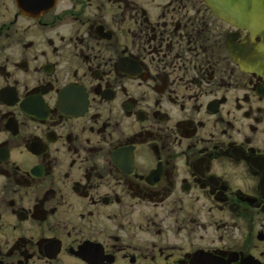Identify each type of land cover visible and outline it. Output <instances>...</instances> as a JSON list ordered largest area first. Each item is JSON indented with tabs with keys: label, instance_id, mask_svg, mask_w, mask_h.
Returning <instances> with one entry per match:
<instances>
[{
	"label": "flooded vegetation",
	"instance_id": "obj_1",
	"mask_svg": "<svg viewBox=\"0 0 264 264\" xmlns=\"http://www.w3.org/2000/svg\"><path fill=\"white\" fill-rule=\"evenodd\" d=\"M248 34L203 0H0V264H264Z\"/></svg>",
	"mask_w": 264,
	"mask_h": 264
},
{
	"label": "water",
	"instance_id": "obj_2",
	"mask_svg": "<svg viewBox=\"0 0 264 264\" xmlns=\"http://www.w3.org/2000/svg\"><path fill=\"white\" fill-rule=\"evenodd\" d=\"M203 1L215 16L249 32L243 53L235 45H229L228 51L234 62L243 63L244 69L264 77V0ZM255 38L258 41L253 43Z\"/></svg>",
	"mask_w": 264,
	"mask_h": 264
}]
</instances>
